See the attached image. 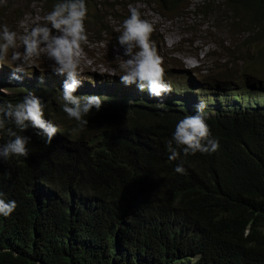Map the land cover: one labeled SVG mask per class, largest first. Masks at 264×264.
I'll return each mask as SVG.
<instances>
[{
  "label": "trees",
  "instance_id": "16d2710c",
  "mask_svg": "<svg viewBox=\"0 0 264 264\" xmlns=\"http://www.w3.org/2000/svg\"><path fill=\"white\" fill-rule=\"evenodd\" d=\"M192 1L157 0L170 13ZM117 6L115 0L114 17ZM199 7L204 16L227 10L245 26L246 54L261 60L257 74L249 62L234 91L217 67L188 70L204 86L165 70L167 80L179 76L184 86L163 101L139 90L103 96L78 88V95L104 97L79 130L57 102L62 88L0 78V101L16 103L34 91L61 130L47 144L29 129L22 133L32 137L29 156L0 160V191L18 204L0 216V264H264V0H203ZM191 94L207 101L220 148L181 153V175L166 141L179 120L196 112ZM7 139L0 136V143Z\"/></svg>",
  "mask_w": 264,
  "mask_h": 264
},
{
  "label": "clouds",
  "instance_id": "9594fccd",
  "mask_svg": "<svg viewBox=\"0 0 264 264\" xmlns=\"http://www.w3.org/2000/svg\"><path fill=\"white\" fill-rule=\"evenodd\" d=\"M92 1L94 0L88 1L91 6ZM95 1L100 5L98 1L103 0ZM110 11L113 18L112 8ZM129 12L130 15L123 20L116 37L118 48L115 60L118 61V72L110 74H119L122 83L136 84L140 91L146 90L149 96L161 98L170 94L173 86L165 78L163 57L151 39L154 25L142 18L138 8L130 7ZM87 18V0H56L44 22L37 23L22 36L8 24H0V66L7 64L13 68H0V78L17 82L23 78L19 73L28 72L32 67L30 60L39 58L42 54L46 55L52 61L50 67L53 72L66 76L56 99L67 118L74 120L79 130L89 125L88 117L94 110L99 112L104 101V97L100 95L76 94L83 83L81 47L88 52L84 46L89 39L85 23ZM206 68L197 66L191 70L198 69L207 73ZM194 99L198 100L196 112L179 120L171 137L166 141L168 158L173 161L180 160L175 172L181 175L187 173L181 153L186 158L197 152L214 153L220 148L219 139L212 134L207 123V102L203 99L199 101L195 95L192 103ZM45 108L46 104L41 97L31 90L16 103L10 100L0 101V136L6 134L8 137L5 142L0 143V160L29 156L28 145L32 137L22 134L29 129L35 130V134L43 138L45 143H52L57 132L61 130L53 119L45 117ZM17 207L15 199H6L5 194L0 191V216H10ZM199 259V256L195 258Z\"/></svg>",
  "mask_w": 264,
  "mask_h": 264
},
{
  "label": "rangeland",
  "instance_id": "374dc122",
  "mask_svg": "<svg viewBox=\"0 0 264 264\" xmlns=\"http://www.w3.org/2000/svg\"><path fill=\"white\" fill-rule=\"evenodd\" d=\"M202 1L193 0L191 6L183 12L170 13L164 11L157 0H118L116 11L113 12L117 14V17L113 16V18L110 9L115 0L98 1L100 5H97L95 0L92 1V6L88 7V18L85 21L89 39L84 46L87 47L88 52L86 53L81 47L83 83L79 88L93 92L96 89L103 96L122 90L132 92L139 90L135 84L132 86L122 83L119 74H110L118 72V61L115 60L118 48V44L115 43L117 42L116 35H118V29L123 20L130 15V7L138 8L142 18L154 25L151 39L163 48L162 53L159 54L163 57L165 70L170 69L175 74H181L182 78L185 77L188 81L200 82V76L194 72L191 75L188 70L197 66L203 69L206 66L208 71L215 68L217 72V67L218 70L224 69L220 80L228 79L226 82L231 91L240 88L246 80L242 72H247L246 67L249 62H252L254 66L251 74H257V69L261 67V60L256 59L254 54L249 55V52L246 54L248 41L243 42L246 38H243L242 34L245 26L232 22V15L225 9L204 16L200 12L202 8L199 7ZM54 4L55 2L49 3L46 0L45 2L44 0H0V24H8L22 36L37 23L44 22ZM103 28H108L110 33H101ZM262 33L264 34V31ZM259 42L264 43L260 40ZM120 51L122 52V49ZM29 63L32 67L28 72L19 73L23 78L17 83L27 82L26 85H31L37 82L44 88L49 85L63 88L66 76L53 72L50 67L52 61L46 55L42 54L39 58L30 60ZM0 68L13 69L7 64ZM90 76H93V80ZM165 78L168 79V77ZM167 81L173 87L175 85L177 88L184 86L179 76L171 77ZM2 89L0 87V90ZM139 92L142 91L139 90ZM142 93L148 94L147 91ZM165 96L157 99L163 101ZM218 96L221 101L222 95L218 94ZM188 98L192 101L193 95H189ZM209 106L213 112L218 108L212 104Z\"/></svg>",
  "mask_w": 264,
  "mask_h": 264
}]
</instances>
